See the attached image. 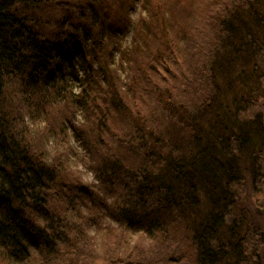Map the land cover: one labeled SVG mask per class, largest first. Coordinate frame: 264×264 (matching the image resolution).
<instances>
[{
	"label": "trees",
	"instance_id": "16d2710c",
	"mask_svg": "<svg viewBox=\"0 0 264 264\" xmlns=\"http://www.w3.org/2000/svg\"><path fill=\"white\" fill-rule=\"evenodd\" d=\"M138 1L157 15L139 14L148 35L135 56L118 37L135 0H0V264H185L167 244L152 258L124 239L165 237L176 224L189 233L191 264H264V226L244 210L249 202L264 215V0H213L206 22L192 12L177 40L157 31L155 63L147 39L164 8ZM182 41L204 81L196 101L158 83L157 67L176 73L170 49ZM146 87L156 108L145 115L124 97ZM78 113L96 124L89 139L75 138ZM63 126L95 185L69 172L68 145L47 157L42 136Z\"/></svg>",
	"mask_w": 264,
	"mask_h": 264
},
{
	"label": "rangeland",
	"instance_id": "374dc122",
	"mask_svg": "<svg viewBox=\"0 0 264 264\" xmlns=\"http://www.w3.org/2000/svg\"><path fill=\"white\" fill-rule=\"evenodd\" d=\"M156 2L158 3V5L163 9V11H161L162 14V18L163 21L165 23H167L168 25L162 26L163 25V21L161 18V15L159 16V20H158V26L157 27H152L150 30L152 31L153 35L147 39L149 47H148V53L150 54L149 60L150 63H155L157 62L156 59L154 58V53L157 51L158 47L156 44H152L153 43V38L156 36L157 31L161 30L162 32L164 30H166L163 34L165 37H171V39H178L180 34H181V29L184 27L183 25H185L186 23H188L189 21V15L193 12V14L196 16V18L198 19L196 22H198L199 24H203V20H205L206 22V16L208 15V12L210 10L211 4L213 2V0H156ZM139 1L135 0V8L134 10L129 11V16H126L129 19L128 25L126 30H124V34H119L118 37H120L122 39V46L123 47H127V46H132L134 47V43H135V56H138L140 53L137 51V47L138 44L144 42V40L139 41L140 39L143 38V36L148 35L147 32H145V28L142 30L141 29V24H140V20L137 19L139 14L141 16L145 15V21L148 22L149 19L151 17H154L155 15H157V11H147V12H142L141 11V7L139 6ZM158 7V8H160ZM133 9V8H132ZM153 9H156V7H154ZM170 12V15H169ZM166 13V14H165ZM133 14V15H132ZM131 15V17H130ZM180 16V17H179ZM177 17V18H176ZM185 17H188L185 19ZM176 18V19H175ZM179 23V27H173L172 24H176ZM204 30L206 31L207 35H211V27L208 25L204 28ZM179 43V42H178ZM177 43V44H178ZM176 44L177 47L175 48H171L170 52L176 56H173V58H176L179 62L174 65V66H170V71L175 72L174 75L168 76L166 75V71L164 69H161L157 67V65L155 64V66L157 67V69L159 71H161L162 76H163V81L159 80L158 83L161 86H164L165 89L167 88L168 92H171L174 96L182 98L184 101H187L189 99L195 100L196 101V97L199 95V89L200 87L198 85L202 84L204 81H202L201 78H199L200 75V70L197 71V67H200V64L196 65L194 63H192V55L193 53V48H192V43L189 44H185V41H182V44H179V46ZM143 46H145L142 43ZM133 52V51H132ZM118 55V54H117ZM117 55H115L116 57V61H118L117 59ZM141 56V55H140ZM198 56H203L202 53H200ZM175 59V60H176ZM142 60V58H141ZM166 62V59L163 60L162 65ZM173 63V62H172ZM168 63H166L167 65ZM139 65V63H135V66ZM156 67L154 68V71L156 69ZM167 67V66H166ZM119 72H122L121 76H123L125 70H121ZM135 72L138 73V70L135 69ZM148 75H146L147 77ZM183 76V77H182ZM202 76V74H201ZM149 79L153 80V82L156 81V78L154 77H150ZM124 80V79H123ZM126 81V80H124ZM163 82V83H162ZM77 83V82H76ZM74 84L75 87H77V84ZM203 87V86H201ZM205 87V85H204ZM153 89H149L148 87H146L145 89H143L142 91L138 92V96H135V91H132L130 93H128L127 97H124V100L128 103V105H132L135 104V109L138 110H132V111H145V115L148 114V112H150L152 109L156 108V100L153 94ZM134 92V93H133ZM187 93L185 94V96L187 98H184L183 94L181 93ZM180 94H182V96H180ZM130 95H134L135 96V101L132 100V96ZM198 98V97H197ZM181 99V100H182ZM196 102H193L192 104H195ZM56 115H52L50 116V118H60V111L56 113ZM117 114L116 113H112V118L114 121L117 120ZM77 121V128H78V133L84 136H75L73 133H68V129H66L65 126H63L61 129H57L55 132L51 133V134H44L42 136V144H43V149L46 152V155L48 158H51L53 155L55 156L56 152H59L61 147L63 145H68L66 148L68 149V166L70 169L69 172L73 173L75 176H78L80 181H82L83 183H86L88 185H95L97 180H96V176H95V170L90 168L89 165L87 164V160L83 158V155L81 153V149L78 145V143L75 141L74 137H71L70 134H73L75 136L76 139H86V138H91L90 133H95V122L93 120V118L91 117V114L89 113L88 116L82 117L81 114H77L76 116ZM121 120V117L118 118L117 121ZM61 121V119L59 120ZM58 121V122H59ZM116 123V122H115ZM39 124V125H38ZM36 124L33 132H36L37 135L40 133V130L45 127L43 125V122L40 120V123ZM114 124V122L112 123V125ZM67 126V125H66ZM38 128V129H37ZM126 129V126H121L119 127L118 131H113L114 133L123 131ZM67 130V131H66ZM67 133V136H65ZM162 133H165L164 130H162ZM61 140L66 141V143H62ZM57 142V144H56ZM71 154H73V156H76V158L73 159V157L71 156ZM71 157V158H69ZM244 186L243 189L247 190L249 188V183H250V179L246 178L245 182H244ZM248 193V191H247ZM225 196H229L227 194H221L220 196H218L219 198L222 197V199ZM243 197H245V200H247V196L243 195ZM244 210L248 213V214H254L256 216H259L260 218H258L257 224H260V226H264V220H262L264 218V215H257L259 214V211H255V208H253L252 205H250L249 202L244 203ZM257 213V214H256ZM74 213L70 214V217L74 218ZM108 218L104 219V223L105 224L107 222H110L107 220ZM251 222H254L253 219H251ZM262 222V223H261ZM103 227H107L106 224ZM103 228V229H105ZM245 228V226H243V229ZM87 229V228H86ZM169 233H170V237L173 236L171 239L169 238L168 234L165 235V237H158L157 239L151 240L146 238L144 235H140V234H135V236H127L125 237V241L129 240L128 242H131V239H133L132 245L135 244V253H141L144 256L149 255L152 258H155V256H157L158 254L161 255L164 252V248L162 246V244H167L169 245V249H171V251H175L177 253H180L183 255V259L186 258V260L184 261L185 264H191L192 263V254L194 253V248L192 245V241L190 239L189 233H187V231L184 230L183 226L181 225H171L169 228ZM95 230L94 228L89 229L88 230V236L90 238H92V236L96 237V238H100L103 235L100 236V232H96L94 233ZM172 232V233H171ZM140 235V236H139ZM93 239V238H92ZM161 241H160V240ZM97 243L98 240L96 239ZM100 241V239H99ZM136 255V254H135Z\"/></svg>",
	"mask_w": 264,
	"mask_h": 264
}]
</instances>
